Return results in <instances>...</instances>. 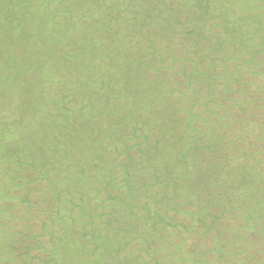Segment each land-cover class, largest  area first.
<instances>
[{"label":"rangeland","instance_id":"obj_1","mask_svg":"<svg viewBox=\"0 0 264 264\" xmlns=\"http://www.w3.org/2000/svg\"><path fill=\"white\" fill-rule=\"evenodd\" d=\"M0 264H264V0H0Z\"/></svg>","mask_w":264,"mask_h":264}]
</instances>
